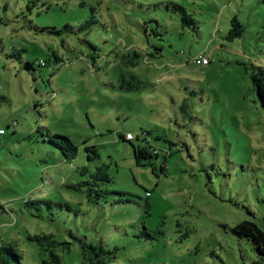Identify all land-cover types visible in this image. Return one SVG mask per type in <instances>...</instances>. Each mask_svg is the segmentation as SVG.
Instances as JSON below:
<instances>
[{
	"label": "rangeland",
	"instance_id": "rangeland-1",
	"mask_svg": "<svg viewBox=\"0 0 264 264\" xmlns=\"http://www.w3.org/2000/svg\"><path fill=\"white\" fill-rule=\"evenodd\" d=\"M164 1L0 0V246L21 255L9 264H42L31 236L70 232L117 249L113 264L260 259L232 228L264 229V108L251 80L264 67V0H171L197 28ZM235 15L245 30L229 40ZM202 52L209 66L195 64ZM127 132H149L132 142L154 157L139 162ZM56 134L78 146L73 159ZM102 166L112 193L96 203L79 183ZM63 256L80 264L77 243Z\"/></svg>",
	"mask_w": 264,
	"mask_h": 264
},
{
	"label": "trees",
	"instance_id": "trees-1",
	"mask_svg": "<svg viewBox=\"0 0 264 264\" xmlns=\"http://www.w3.org/2000/svg\"><path fill=\"white\" fill-rule=\"evenodd\" d=\"M132 1V0H131ZM163 3L167 8H170V5L172 4L174 6V11L178 14L179 20L181 21L182 25L186 27L187 25L192 24L193 26L197 23L196 18L194 17L193 13H190L188 8L177 1H171L167 0ZM82 5V3H80ZM93 17V18H92ZM96 15L95 13L91 16L90 19L86 20L85 23H83V27L93 24V22H96ZM69 26V25H67ZM37 30L39 31H47L51 33H61L59 29L56 27H40L36 26ZM194 28H197V25H195ZM245 30V26L240 21V19L235 15L231 20V28L229 32L226 35V38L229 40H233L238 36H241L243 34V31ZM156 49L158 51H162V46H156ZM184 54V52H182ZM197 56V54L195 55ZM194 56V57H195ZM59 57H57V60ZM190 62V60H187ZM165 64V63H162ZM35 65H46L44 61L42 62H31L29 60L26 61L25 67L29 69H35ZM254 71L251 74V80L253 87L255 88L259 100L261 102V105L264 108V67L254 66ZM138 82H131L127 85H125V88H128L130 90H137L140 88V86L137 84ZM17 124L16 121L12 123L13 126ZM11 126V125H10ZM2 129V128H0ZM0 133V135L5 134ZM144 134V133H142ZM149 132H147L145 135H148ZM54 137H56L54 139ZM50 137L51 141L61 148L65 154V156L68 159H73L78 151V146L68 137L65 135H59L56 134ZM124 137V135H123ZM139 138L140 136L137 135ZM143 137V136H142ZM145 137V136H144ZM143 137V138H144ZM58 138V139H57ZM126 140V138H124ZM144 140V139H143ZM130 141L133 145L134 143L132 140ZM135 153L137 154V160L140 162L141 159L149 160V158L154 157L153 155H150L149 151L146 148H143L142 146H135ZM87 150H91L95 152L93 156L89 155V158H95L97 156V149L96 147H87ZM151 165L152 162H149ZM155 168V166H153ZM162 170L164 171V167H162ZM83 175H87V178L84 181H81L79 184H85L90 191H96V196L91 198L96 203H100L101 198L108 193H112L111 190H102L100 188L99 182L103 181H110L109 174L107 172V168L97 167L96 171H89L88 169H85L81 172ZM79 184H75L72 187L77 188ZM119 193V192H116ZM38 201V200H35ZM232 230L238 234L239 236H243L248 238L252 241L255 250H257V253L260 257L259 260L253 261L252 264H264V229H262L256 222L250 221V220H244L235 225ZM162 233V232H160ZM144 234L149 235L150 237L153 236V234H149L148 232H144ZM69 235L73 238L72 241L69 240H59L57 236L54 233L49 234H42V235H34L31 236L32 239L36 240L39 243V251L42 258V264H65L64 256L63 254L66 251H70L72 245L74 242L77 243V246L80 249V255H81V262L80 264H113L114 260L116 259V250L107 249L102 241H91L86 236L75 234L73 232H70ZM11 257L17 258L19 261L21 259V255L17 252L16 249H14V246H0V264H9L11 263ZM21 264V263H20Z\"/></svg>",
	"mask_w": 264,
	"mask_h": 264
},
{
	"label": "built area",
	"instance_id": "built-area-1",
	"mask_svg": "<svg viewBox=\"0 0 264 264\" xmlns=\"http://www.w3.org/2000/svg\"><path fill=\"white\" fill-rule=\"evenodd\" d=\"M194 62L197 66H209L211 64V58L207 53H200L194 57ZM0 133H4L3 129H0ZM126 137L128 139L134 138L133 133H127Z\"/></svg>",
	"mask_w": 264,
	"mask_h": 264
},
{
	"label": "clouds",
	"instance_id": "clouds-1",
	"mask_svg": "<svg viewBox=\"0 0 264 264\" xmlns=\"http://www.w3.org/2000/svg\"><path fill=\"white\" fill-rule=\"evenodd\" d=\"M202 53H204V52H202ZM198 54H200V53H198ZM198 54H197V55H198ZM193 60H194V59H193ZM127 133H132V132H127ZM127 133H126V134H127ZM126 134H125V136H124V137L126 138V140H134V139L136 138V136H137V135L134 134V138H132V139H128V138L126 137ZM144 135H145V134H142L143 137H144Z\"/></svg>",
	"mask_w": 264,
	"mask_h": 264
},
{
	"label": "crops",
	"instance_id": "crops-1",
	"mask_svg": "<svg viewBox=\"0 0 264 264\" xmlns=\"http://www.w3.org/2000/svg\"><path fill=\"white\" fill-rule=\"evenodd\" d=\"M141 135H142V133H141ZM145 136V138L147 139V137H148V135H144ZM142 140L143 139H145V138H143L142 136L140 137ZM133 141V140H132Z\"/></svg>",
	"mask_w": 264,
	"mask_h": 264
}]
</instances>
